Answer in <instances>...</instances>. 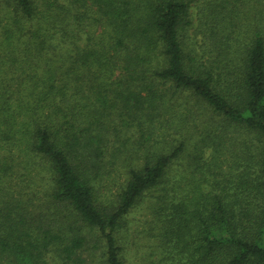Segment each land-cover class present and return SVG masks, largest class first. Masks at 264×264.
<instances>
[{
	"label": "trees",
	"instance_id": "obj_1",
	"mask_svg": "<svg viewBox=\"0 0 264 264\" xmlns=\"http://www.w3.org/2000/svg\"><path fill=\"white\" fill-rule=\"evenodd\" d=\"M264 264V0H0V264Z\"/></svg>",
	"mask_w": 264,
	"mask_h": 264
},
{
	"label": "rangeland",
	"instance_id": "obj_2",
	"mask_svg": "<svg viewBox=\"0 0 264 264\" xmlns=\"http://www.w3.org/2000/svg\"><path fill=\"white\" fill-rule=\"evenodd\" d=\"M145 203L139 204L128 216V237H125V263L141 264L146 243V221L148 219Z\"/></svg>",
	"mask_w": 264,
	"mask_h": 264
}]
</instances>
